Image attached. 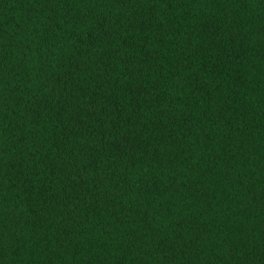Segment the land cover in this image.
<instances>
[{"label":"trees","instance_id":"obj_1","mask_svg":"<svg viewBox=\"0 0 264 264\" xmlns=\"http://www.w3.org/2000/svg\"><path fill=\"white\" fill-rule=\"evenodd\" d=\"M0 264H264V0H0Z\"/></svg>","mask_w":264,"mask_h":264}]
</instances>
